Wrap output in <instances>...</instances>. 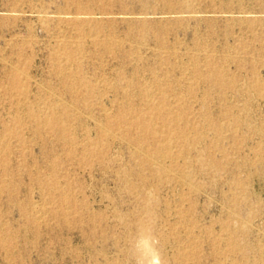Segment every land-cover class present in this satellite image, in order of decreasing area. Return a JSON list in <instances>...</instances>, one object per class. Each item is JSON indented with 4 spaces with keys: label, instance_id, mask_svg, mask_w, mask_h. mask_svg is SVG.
Here are the masks:
<instances>
[{
    "label": "rangeland",
    "instance_id": "374dc122",
    "mask_svg": "<svg viewBox=\"0 0 264 264\" xmlns=\"http://www.w3.org/2000/svg\"><path fill=\"white\" fill-rule=\"evenodd\" d=\"M0 264H264V0H0Z\"/></svg>",
    "mask_w": 264,
    "mask_h": 264
},
{
    "label": "bare ground",
    "instance_id": "6f19581e",
    "mask_svg": "<svg viewBox=\"0 0 264 264\" xmlns=\"http://www.w3.org/2000/svg\"><path fill=\"white\" fill-rule=\"evenodd\" d=\"M147 91V90H146ZM151 94V93H150ZM133 117V116H132ZM109 122V121H108ZM152 125V124H151ZM173 132H175V131H173ZM177 135V134H176ZM139 139V138H138ZM36 212H38V211H36ZM197 241V240H196ZM151 249V248H150ZM151 252V251H150ZM153 254V253H152ZM195 254V253H194ZM176 257V256H175ZM175 259V258H174ZM148 263V262H147Z\"/></svg>",
    "mask_w": 264,
    "mask_h": 264
}]
</instances>
